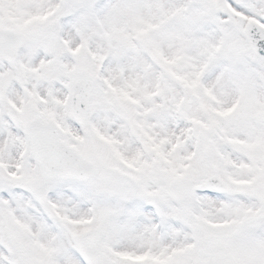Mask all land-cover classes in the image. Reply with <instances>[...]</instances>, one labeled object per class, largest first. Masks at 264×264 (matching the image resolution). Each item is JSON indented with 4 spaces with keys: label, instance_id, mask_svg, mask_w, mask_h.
I'll return each mask as SVG.
<instances>
[{
    "label": "snow or ice",
    "instance_id": "obj_1",
    "mask_svg": "<svg viewBox=\"0 0 264 264\" xmlns=\"http://www.w3.org/2000/svg\"><path fill=\"white\" fill-rule=\"evenodd\" d=\"M0 264H264V0H0Z\"/></svg>",
    "mask_w": 264,
    "mask_h": 264
}]
</instances>
